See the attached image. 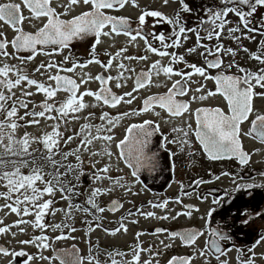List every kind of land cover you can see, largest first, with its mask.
Returning <instances> with one entry per match:
<instances>
[{
  "label": "snow or ice",
  "instance_id": "obj_1",
  "mask_svg": "<svg viewBox=\"0 0 264 264\" xmlns=\"http://www.w3.org/2000/svg\"><path fill=\"white\" fill-rule=\"evenodd\" d=\"M129 0H67L66 3L61 2L53 6L52 0H4L0 2V22L6 24L12 29L13 35L9 39L4 31H0V57L7 60L12 57L17 61L16 64L0 61V187L6 190H0V197L5 200L4 204H0V208H7L10 212L17 215H27L34 213L35 219L33 221H26L31 223L33 227L40 228L41 234L33 236L30 240L18 241L20 244L32 245L35 244L37 248L48 249L51 245L49 237L43 233L45 228L59 229L60 224H46L43 223L44 213L49 211V205L53 202L51 197L59 191L60 198L69 201L65 216L71 219V209L75 207L77 210L84 213L91 214L93 220H100L97 213H102L104 208H101L97 203V197L103 193L112 191L110 187L94 186L85 201L86 205L91 208L82 206L81 204H72V196H79L80 193L74 185H71L67 180L68 174L75 175L77 181H80V173L83 172V160L81 152H86L91 157L93 155L106 156L107 162L103 163L102 167L96 168L95 161L91 162V167L95 169L91 174V179L96 181H103L107 179L113 186L123 188L125 193L131 194V189L140 180V172L147 170L149 172L156 171L159 166V157L156 151L150 147L154 134L161 133L160 124L151 119H143L139 122L128 123L124 128L121 136L117 137L114 129L120 123L121 119L129 116H139L142 113L151 111L153 115L160 116L156 112L158 106L162 110H166L172 117L181 116L184 113L194 115L195 126L187 124L181 131L184 136V144L191 146L192 141L188 138L190 132H194L195 139L203 149V153L211 160H217L221 157H235L240 165H246L249 162L250 155L242 147V136H252L255 133V139L264 142V110L257 109L255 106V99L260 98L264 100V40L261 41L256 51H251L250 59L259 62L262 67L256 70L249 69L237 63L235 56L237 49L231 47L225 49L224 45L219 42L220 37L224 34L226 26L232 22L228 14L232 13L238 20L235 25L227 27V35L230 39L238 41L235 33H240L249 39H253L249 35L251 32H259L264 36V14H261L259 19L253 23V17L258 12V9L264 7V0H219L218 4L212 7L201 6V10L206 13V16L199 18V23L193 27H187L184 23L185 17L183 14H191L196 9L190 6L187 0H178V9L172 15H166L160 10L144 9L140 11L137 17V26L135 31L129 27V18L126 16H115L106 10L113 8H122ZM83 3L88 7L80 11L78 14L68 15L72 7ZM133 6L138 7L137 0H131ZM165 5L168 0H163ZM57 7L63 9V12L57 11ZM28 11V15H24V10ZM68 18H64V17ZM160 18L167 21L173 26L171 35L174 37L172 46L175 47L181 43V39L187 40V33H195L197 45H201V31L206 34L207 39L211 40L213 37L217 39V44L213 48L207 45H201L209 56L214 58L209 59L204 57V66H198L195 63L185 62L183 54L175 52L168 53L162 49L154 47L149 43L144 35V27L146 18ZM34 20H41L39 27L34 31H26L23 27L25 21L32 23ZM208 25V27H205ZM259 25V27H256ZM108 26V30L105 28ZM123 33L132 40L136 37L144 39L145 48L148 52L159 53L161 56H169L170 62L166 65H161L160 60H155L148 66L147 71H140L135 74V87L131 92H124L117 95L108 87V81L113 79L111 76L97 75L96 80L99 81L100 87L96 91L85 88L80 91V85L85 84L86 80L90 79L87 74L79 80V83L71 76L61 75L60 70L66 72H73L77 67H83L80 61L75 60L69 55H63V61L54 62L52 53H61L62 50L69 47V43L75 39H86L89 36L94 37V42L90 45L92 48L91 60L101 63L95 49L100 43L101 36H111L113 34ZM162 42V48L166 49L168 45L165 42L166 36L163 33L154 37ZM12 51L9 52L8 48ZM244 52H249V49L240 45ZM50 49V52H46ZM194 48H188L187 52L194 51ZM21 51L29 52L28 55H20ZM125 52L124 48H119L116 52L107 54L108 59L106 63H102V70L108 69L113 64V58H120ZM43 53L49 56L48 63H41L34 68L33 72H40L43 68L51 72L53 68L57 69L55 74L47 75L48 81L52 83H45L43 81L32 78L27 74L24 64L31 62L38 54ZM227 56L231 54L233 57L227 64L221 58L220 54ZM201 55H204L201 53ZM123 59H137L146 60L147 56L137 57H123ZM67 61L71 67L65 68L64 62ZM90 61H84V64ZM176 62H185V67L190 71H185L180 68H174L172 65ZM116 67L121 71L118 73L116 79V86L121 87L120 77L123 76L126 65L123 63L116 64ZM235 67L236 73H232L231 69ZM208 69H215V74L208 71ZM163 73L166 77H171L173 74L179 76L180 79L173 80L172 86L167 88V91L160 94L148 95L143 98V106L138 108H130L127 112H120L115 117H111L108 112L102 111L100 119L107 123L109 127L105 128L104 124L92 125L87 122L80 126V129L74 131L71 135L65 137L64 132L60 131V126L63 123L65 126L71 120L80 119L79 115H69L79 113L88 107L83 97L89 95L94 97L92 106L96 103L102 102L103 105L115 107L121 102L131 104L136 97L133 92L141 89L144 86L153 83L151 77L153 74L159 76ZM193 74H197L203 80H212L215 83L214 89H206L205 84L198 83V88L195 92L204 90L201 95H196L192 92L190 99H178V96H184L190 93V88L185 78L191 79ZM44 75V73H41ZM32 87L35 93H43L45 99L39 104H33L32 108H28V102L25 97L33 95V91H27ZM159 86V84H158ZM19 87L21 91L20 97H15L13 89ZM257 88L260 91H257ZM65 91L66 97L62 100H56L55 97L59 91ZM220 95L225 102V107L220 106H201L195 109L191 108L192 101H204L210 96ZM15 97V98H14ZM127 98V99H125ZM11 101V104H9ZM51 101V102H49ZM25 109L24 114L20 115L18 109ZM40 109V110H37ZM55 113V115H54ZM89 116L94 114L89 112ZM31 116L32 119H26ZM53 120L55 123L51 125L50 131H43L40 135H34L27 130L22 135L17 134V129L20 127L27 128L31 125H39L40 119ZM167 121L168 117H162ZM248 128L245 131L244 125ZM96 129V134H92V129ZM174 131L177 129H173ZM164 139L160 140L158 147L163 148L169 141L166 134L161 133ZM78 140L75 148L68 151H62L61 144L68 145L74 140ZM101 140L104 144L103 150L96 152L90 151L89 146L95 140ZM177 143L175 139L171 141ZM35 144L37 147H32ZM182 148V145H179ZM256 151V149H253ZM75 157V163H66L68 157ZM191 162V161H190ZM113 164L119 166L122 164L130 170L131 179H126L125 176L113 177L109 175ZM63 169V171H61ZM123 171V169H120ZM225 173H222V175ZM264 175V173H262ZM217 177L213 176V179ZM125 181V183H121ZM193 184H203L204 180L197 178L192 181ZM183 187V185H181ZM252 184H237L229 193H225L223 199L219 196L213 199L214 208H209L207 215L217 213L219 215L218 226L216 228H209L212 239L205 242V248L199 249L198 254L204 257L205 264H210L208 256L205 255V249H208L210 255H215L217 264H228L226 260L220 259V254L227 251L222 247L223 241L231 240L230 226L237 223L235 217H232L230 209L236 200L241 201L237 206L236 215H240V208H243L246 219H241L239 222L248 224L251 222L249 216V207L253 205L252 216H264V205H260V211H255L256 194L248 193V199L244 200L245 193L241 189L253 188ZM264 187V185H261ZM233 193L236 194V200H233L227 208L220 207L224 200L228 199ZM45 194L49 198L44 199ZM207 199V197H203ZM176 201H180V197H175ZM149 204H153L149 201ZM168 199H164L154 204V207L166 209ZM110 211L115 212L117 208L122 205L118 200L110 201ZM22 206V210H21ZM195 205L185 204L183 213L176 212V216L181 214L191 216V209ZM51 211L55 213L58 209L52 208ZM137 215L154 217V211L141 212L139 208L135 209ZM7 215V213H5ZM132 211L129 210L127 215L132 216ZM164 219L170 218L167 211H165ZM174 218V217H172ZM124 217H121L123 221ZM21 220H15L12 223L19 226ZM136 221H133L135 223ZM88 227L86 232H90L95 227H100V224H92L85 221ZM2 224V218H0ZM11 225L4 224L0 226V234H6L10 230ZM123 229L127 231V226L120 223L119 229H105L106 232L115 233ZM24 228L18 227L19 232H24ZM75 229L69 228V231ZM201 229L195 227L183 228L179 231H169L168 229L156 228V233L166 232L169 238V243L164 245V248L172 247L171 241L179 238L180 242L193 248L192 255L172 256L166 264H190L193 258L197 255L195 249V241L201 235ZM13 236L16 233H12ZM140 232L136 233L137 241L130 249V260L115 259L100 261L97 255L92 253L93 245H89L87 255H81L80 250L75 246L70 248H53V255L44 256L42 253H37L36 256L41 260H48L49 264H140V253L142 251L150 252L152 257L159 255L158 252L151 251V245L148 249L141 248V241L139 240ZM65 238V233L60 232L58 236H53L51 239L59 240ZM163 243V241H161ZM264 243V235H260L251 247L248 248V257L241 259L237 256L239 264H256L255 257L257 255L264 258V252L256 253L254 249ZM98 247V246H95ZM239 252V250H237ZM0 254L12 256L27 257L23 260V264H31L35 258L32 254L26 253L23 249L19 252L12 251L6 247H0ZM115 255L123 256L124 253L107 252V257H114ZM7 264H13L9 260ZM143 264H159V261L153 262L151 259L145 260Z\"/></svg>",
  "mask_w": 264,
  "mask_h": 264
},
{
  "label": "flooded vegetation",
  "instance_id": "obj_2",
  "mask_svg": "<svg viewBox=\"0 0 264 264\" xmlns=\"http://www.w3.org/2000/svg\"><path fill=\"white\" fill-rule=\"evenodd\" d=\"M0 2H4V0H0ZM17 2H19V0H17ZM61 2L66 3L67 0H52L53 6H56ZM187 2H189L190 6L194 7L196 11L191 14L188 13L183 14L185 17L184 23L186 24L187 27H193L194 25L199 23L200 17L206 16V13H204L201 10V6L203 5V6L212 7L215 4H218L219 0H187ZM137 4L139 5L138 7L133 6L131 0H129V2L126 3L125 6L122 8H113L106 11H108L110 14L115 16L128 17L129 27L134 32L137 26V17L139 16L141 10L144 9L160 10L166 15H172L174 11L178 9V0H168L167 5L163 3V0H137ZM87 7H88L87 5L80 3L79 5L72 7L71 12L68 15L70 16V15L78 14L80 11L85 10ZM57 11L63 12V9L57 7ZM261 14H264V7L258 9V12L254 15L253 17L254 24L255 21L259 19ZM24 15L26 16L28 15V11L26 9L24 10ZM228 16L230 21L237 22L238 18L235 15L229 13ZM64 18H68V17L66 16ZM40 24H41V20H34L32 21V23L25 21L23 27L26 31H34L35 28L40 26ZM205 27H208V25H205ZM227 27L230 26L228 25ZM256 27H259V25H256ZM105 30L106 31L108 30V26H106ZM0 31H4L9 39L13 35L12 29L9 28L3 22H0ZM143 31L149 43H152L154 47H157L158 49H162L163 51H166L168 53L175 52L178 55L179 54L184 55L182 50L178 49L179 45L175 47L172 46V40L174 39V37L171 35L173 31V26L171 24H168L167 21L163 20V17L160 18L147 17ZM160 33H163L166 36V40L164 42L168 45L166 49L162 48L161 41L154 38L156 35H159ZM252 33L257 34V36L259 37L256 41V45L254 46V48L250 49L251 51H256L261 41L264 40V36H262L259 32H251L249 34ZM201 37H202V41H204L203 42L204 45L208 46L211 43H215L211 45V47H214L217 44V39L215 37L209 40L207 39L206 34L204 32L201 33ZM130 40L131 37L123 33L113 34L111 36H101L100 43L97 45L95 49V52L101 63H97L91 60V53L93 50L90 47V45L94 42V37L92 36H89L86 39H75L71 41L69 43V47L67 49L62 50V54L52 53V58L54 62H60L63 61V55H69L75 60L80 61L83 67H77L73 72H66L63 69H61L60 74L71 76L73 79L77 81V83H79L82 73L85 70L90 71V74L93 75L92 84L94 87L92 88V91H96L97 89H99L100 86L98 84V80L95 79L97 75L111 76L114 78L116 74L115 70L117 71L120 70L116 67V64L123 63L124 65H126V70L130 71L128 78L125 82V85H123V88L120 91H118L120 87H117L116 83L113 82L112 79L108 81V85H107L108 87L111 88L112 92H114L117 95H120L124 92H131L133 90V88L135 87L134 84L135 74L139 73L142 70L147 71L148 66L151 65L153 61L160 60L162 66L170 62V57L167 55L161 56L159 55V53L148 52L145 48L144 39L142 37H136L135 40L129 42ZM181 43H182V39H181ZM119 48H124L125 52L121 55L120 58H115V57L113 58L112 66H110L108 69L102 70V63H106L104 59L108 56L106 55V53L107 54L114 53ZM8 51L9 52L12 51L11 47L8 48ZM46 52H50V49H46ZM28 54L30 53L26 51L20 52V55H28ZM137 56H147V59L146 60L123 59V57H137ZM184 56H185V62L189 64L193 63L191 62L192 61L191 59H187L186 55ZM48 60H49V56L47 54L38 53L31 62H25L24 68L27 72L32 66V63L36 68L37 65L41 64L42 62L48 63ZM86 60L90 62L84 64V61ZM14 61L16 60L14 59ZM185 62H176L178 64L176 65V63H174L173 65L175 66L173 65L172 66L174 68H180L185 71H190L189 68L185 67ZM239 64L241 66L252 69L249 65L243 63L241 64L240 62ZM201 66L207 68L205 62ZM64 67L69 68L71 67V64L65 61ZM259 67H262V65L254 67V69L252 70H256ZM208 71L215 74L216 70L208 69ZM231 71L232 73H236L237 70L236 68H234L231 69ZM46 72L48 71L41 68L40 72H36V73L32 72L31 77L37 79L41 77L40 76L41 73H46ZM56 72L57 69L53 68L51 72H48V75L55 74ZM34 75H36L37 78L34 77ZM160 75H161L160 77L154 79L156 75L153 74L151 77L153 81L152 84L144 86L141 89H138L136 92H133V95L137 99L133 103L127 104V109L123 110L122 112H127L130 108H138L143 106L142 101L144 97L148 95L163 93L161 92V88L163 85H165L168 82L171 84L173 80L180 79V77L176 76L175 74L171 76V81L170 78L166 77L163 73H161ZM185 79L188 83V87H191V89H192V82L193 81L195 82L196 88L192 89L193 92H195V90L198 88L197 81L199 83L205 84L206 89L215 88L214 81L212 80L205 81L203 80L202 77L199 78L197 74H193L190 80H188L187 78ZM40 81H43L45 83H50L47 82V75L42 77ZM51 83L54 85L55 82L52 81ZM83 89L85 88L83 87ZM257 91H260V89L257 88ZM33 93H35L34 90ZM198 93L199 92H195L196 95H201L203 91L201 92V94ZM57 95H59L58 97L64 99L67 93L61 90L57 93ZM43 97L44 100L45 96ZM190 97L191 94L187 93L184 96L182 97L178 96L177 98L190 99ZM201 104H203L204 106L225 107V102L223 101V98L220 95L210 96L202 102L192 101L190 106L192 109H195L196 107L201 106ZM255 106L257 109L264 110V100L260 98H256ZM156 112H159L160 116L153 115L151 111L142 113L139 116H129L126 119L125 126L123 127L121 133H118L121 136L124 128H126L128 123L139 122L142 121L143 119H151L160 124L161 133L166 134V138L169 141L163 148H160L158 147V144L160 140L164 139V136H162L161 133L154 134L152 138V144L150 145V147L153 149V151H156L158 154L160 161L159 166L156 169V171L153 172L142 170L140 172V180L137 184H139V186L142 188L144 193H146L147 195H158L159 197L156 200L157 203L166 198L168 199L167 208L172 207L169 214L170 218L169 220H162L161 218H158L152 223L139 221L140 224H151L150 226L147 227H154L153 231H150L149 233H147V231L144 229H139V231L145 232L148 238H152L154 235H157L158 238L162 236L163 239H165L169 243L170 241L167 236V233L166 232L156 233L155 232L156 228L159 227L162 229H168L169 231H179L183 228H190V227L201 229L202 230L201 235L197 237L194 245L195 249L197 250V255L193 258L190 264H205L204 257H201L198 254V252L199 249L205 248L206 241H210L212 239L211 233L209 232L208 229L210 227L216 228L218 226V221L220 219L219 215L217 214L218 209H217V213H213L212 215H207V211L209 208L216 207L213 204V199L217 196L223 199L225 193L231 192V190L234 189L237 184H252L254 185L253 188L240 190L245 193L244 200L248 199V193H255L256 194L255 211H260V205H264V187H261V185H264V175H262V173H264V142L255 139L254 138L255 133H253L252 136L241 137L242 147L250 155L249 162L246 165H240L239 161L235 157H221L217 160H211L206 156V154L203 153L202 147L199 145V142L195 139L194 132L189 133L188 138L192 141L191 146H189L183 143L184 136L182 135L181 131L178 130L184 128V126L187 124H191L194 127L195 126L194 115L189 113H184L181 116L172 117L169 113H167L166 110H162L158 106L156 107ZM164 116L168 117L167 121H165L162 118ZM247 128L248 125L245 124L244 125L245 131L247 130ZM173 129H177V130L174 131ZM173 139H175L177 143H172L171 141ZM179 145H182V148ZM253 149H256V151H253ZM106 162H107V158H106ZM194 163L198 165H208L211 168L208 170L204 169L201 173H199L196 170L193 171L192 169H189V167H191ZM122 166L130 174V170L127 169L126 166L124 165ZM222 173L225 174L222 175ZM213 176L217 178L213 179ZM197 178L204 180L205 183L193 184L192 181L197 180ZM181 185H183V187H181ZM177 196L180 197V201L175 200V197ZM203 197H207V199H204ZM233 200H236L235 193L230 195L228 199L224 200V203L220 205V207L227 208V206L231 204ZM172 203H174L173 206L170 205ZM240 203L241 201L236 200V203L233 204L232 208L230 209L232 217H235L237 220V223L231 225L229 229L231 232V240L222 242V247L227 249V251L222 252L220 254V259L226 260L228 264H239V261L237 260L238 255H240L241 259H246L249 255L247 251L248 248L251 247V245L260 235H264V216H259V217L252 216L253 205L251 203L248 205L249 216H251V222L248 224H243L239 222L241 219L247 218L244 216L243 208H240V215L239 216L236 215L237 206H239ZM141 204H144V202H141ZM185 204H192L196 206L195 208L191 209L192 215L187 216L181 214L180 216L177 217L176 216L177 211H181L182 213L183 211H185L184 210ZM128 222H133V220H130ZM153 242L156 245L158 243L157 241H153ZM171 243H172V247L167 249L165 248L163 250L162 256H164V258L162 259V261H161L162 257L159 259V255H161L162 253L157 255L156 258L151 259L150 252L146 253L145 251H142L140 253V264H143L145 260H149V259H151L153 262L158 260L159 264H166V261L172 256L192 255L193 248L183 245L180 242L179 238H176L174 241H171ZM263 248H264L263 243H261L254 249V251L259 254L261 253V251L259 250ZM237 250H239V252ZM205 255L208 256L210 264H217L216 256L210 255L208 249H205ZM255 261L256 264H264V258H262L259 255L255 257Z\"/></svg>",
  "mask_w": 264,
  "mask_h": 264
},
{
  "label": "rangeland",
  "instance_id": "obj_3",
  "mask_svg": "<svg viewBox=\"0 0 264 264\" xmlns=\"http://www.w3.org/2000/svg\"><path fill=\"white\" fill-rule=\"evenodd\" d=\"M231 22L233 23H231L229 26H233L236 23L235 21H231ZM226 29H227V26L225 28L224 34L220 37L219 42L224 45L225 49L229 47L233 49H237V54L235 56L237 63L240 62L241 64L243 63L246 65H249L252 69H254V67L261 66L258 61L249 58V54L251 52L250 49L254 48V46L256 45V41L259 38L257 34H253V33H252L253 35L249 34L250 36L253 37V39H249L245 36H242L240 33H235V35H237L238 37V41H234L228 37ZM187 36H188V39L187 40L182 39V43L179 44L178 49H181L184 55H186L187 59L192 60L191 62L197 64L198 66L203 65V63L205 62L204 57L205 56L209 57V55L205 51L204 47L201 46V45H204L202 39H201V45H197V39H196L195 33H187ZM213 44L215 43L209 44L208 47H211V45ZM240 45H243L244 47L249 49V52H244L242 48H240ZM188 48H194L195 50L189 53L186 51ZM201 53H203L204 55H201ZM220 56L225 61V64H227L233 58L231 54L225 56L223 55V53H221ZM0 61H4L7 63H11V64L17 63L16 61H14L12 57H8L7 60H5V58L3 57H0ZM34 68L35 67L32 63V66L30 67L28 71H32ZM234 68L235 67H233L232 69ZM115 71H116L115 72L116 74L114 78L112 79V81L116 83L115 78L117 77L118 73L121 70H118L119 72L117 70ZM129 72L130 71L124 70L123 76L120 77L122 86L119 88L118 91H120L123 88V85H125ZM84 74H87V71H85ZM46 75H48V72L44 73V75L40 74L41 76L40 78H37L36 75H34V77L40 80L42 77ZM88 76L90 77V79L87 80L85 84L81 85L80 91H83V87L90 89V90L91 88L94 87L92 84L93 75L90 76L89 74ZM160 76L161 75L155 76L154 79H157ZM47 82L51 83L52 81L47 80ZM27 91H33V88L30 86L29 89H27ZM13 92L15 93V97L21 96V91L19 87L14 88ZM43 96L44 95L42 93H33V95H31L30 97H25V99L28 102V108L31 109L30 107L33 106V104L39 103L40 101H42L44 98ZM83 99L88 104V107L84 110H81L79 113L69 114V115H79L80 119L71 120L67 123L66 126L62 123L60 126V131L64 132L65 137L68 135H71L74 131L79 130L80 126L86 122L84 119L85 117H87L88 123H91L92 125L104 124V127L107 128L109 127V125L100 119L101 112L106 111L109 113L111 117H115L118 113L121 112V110H125L126 108V106L124 105L126 103H122L115 107H107L100 103H96V105L93 107L92 102L94 101V99L91 96L88 97L87 95H85ZM135 100H133V102ZM9 104H11V101H9ZM18 111L20 115H23L25 109L19 108ZM89 112L93 113L94 115L89 116L88 115ZM127 118L128 117H124L121 119L120 123L114 129L115 133L117 131L121 133L124 127L123 125L125 124ZM26 119H32V117L28 116L26 117ZM39 119H40L39 125H31V126H27V128L20 127L17 129V134L22 135L23 132L27 130L28 132L38 136L43 131H50L51 125L55 123V121L50 120V119L49 120H45L44 118H39ZM92 134L93 135L96 134L95 128L92 129ZM116 136L119 137L120 134H117ZM77 143H78V140L74 138V140L70 142L68 145L61 144V149L62 151H68L69 149L75 148ZM32 147L35 148L37 147V145L33 144ZM103 147H104V144L99 139L95 140L93 144L89 146L90 151H93V152H96L97 150L102 151ZM81 156L83 160V165H82L83 171L89 170V169H92V171H95V169L91 167V162L95 161L96 168H100L105 162L106 160L105 158H107L106 156H100V155H93L90 157L88 153L86 152H81ZM66 163L74 164L75 157L69 156L68 161ZM210 168L211 167L208 165H198L195 163L191 167H189V169H192L193 171L196 170L199 173H201L204 169L208 170ZM120 169H123V171H120ZM61 171H63V169H61ZM109 175L113 176L114 178L118 176H125L126 179H131V176L128 173V171L121 165L119 166V169H118L117 166L113 164ZM80 177H83L85 179L80 180L78 182L77 179L75 178V175L71 173L68 174L66 177L68 182L71 185H74L80 193L79 196H76V195L72 196L71 202L73 205L81 204L82 206L91 208L90 205L85 204V201L92 187L103 186V187L112 188L111 192L103 193L96 198L98 205L101 208H104V211L102 213H97V215L100 217V220H93V217L91 214L79 211L75 207L71 209V219L66 218L65 211H60V209L67 210L69 206V201L66 199H61L60 198L61 193L57 191L55 193V196L51 197L53 202L49 205V211L44 213L43 223L50 224V225L60 224L62 225V227L59 229L45 228L42 230L43 233L49 237V243L51 246L48 249L37 248L35 244L27 245V244L18 243V241L30 240L32 239L33 236L40 235L41 229L35 228L32 226L31 223L26 222V221H33L35 219L34 213L30 212L27 215H17L16 213L10 212L7 208H0V218H2V224H0V226H3L4 224H6V225H11V227H10V230L6 234H0V243L5 244L7 248L9 249L10 253L12 251L19 252L21 249H23L26 253L32 254L35 258L31 261V264H49L48 260H41L39 259L38 256H36V254L42 253L44 256L53 255L52 254L53 248L55 249L64 248V247L69 248L72 245H74L76 246V248L80 250L81 255H87L90 244L94 246L92 248V253L94 255H97L100 261L102 262L105 260H110V259H115V258L117 259L118 257L120 259L121 258L124 259L125 256L126 257L124 260H129V258H131L130 249L133 247V245L137 241V237H136L137 232L141 233V235L139 236V240L142 242L141 244L144 246L145 249H148L149 246L151 245V251L153 252L154 248L157 247L153 241H157L159 243V247L162 249L161 251L163 252V250L165 249L164 245L168 243V241L163 239L162 236L158 238L157 235H154L152 238H148L146 233H144L143 231H139V229H144L147 231V233H149L150 231H153V228H154V227H147V226H150L151 224H140L139 221H144L146 223H152L158 218H161L162 220H169V218L168 219L162 218L163 216L161 214L163 213L165 209L154 207L152 204H149V201L153 202L154 197H156L157 195H147L146 193H144V191L139 186V184H136L134 187H132L131 194H128L124 192L123 188L119 186L111 185L107 179H104L103 181L94 182L91 179V175L82 176V173H80ZM121 183H125V181H121ZM0 190H6V189H3L2 187H0ZM43 198L48 199L49 198L48 194H45ZM113 199H116L119 202H121L122 206L119 207V209H117L115 212H108V210H106V207H105L106 203ZM141 202H144V204H141ZM4 203H5V200L2 197H0V204H4ZM170 205L173 206L174 203ZM52 208L58 209V211L53 213L51 211ZM137 208L144 209V211L142 212H148L147 209H149L150 211H154L156 213V216L146 217V216L137 215L135 212V209ZM21 210H22V206H21ZM129 210H131L133 213L132 216L130 217L127 215ZM5 213H7V215ZM168 213L170 214L169 210H168ZM122 216L124 217L122 222L125 223V225L127 226V231L125 232L123 229H120L118 231L119 232L118 234L115 233L114 236H111L109 233L105 231V229L110 228V227L117 228L118 226L117 222L121 220ZM127 219L128 221L130 220L136 221V223L124 221ZM15 220H21L25 222H22L19 226H17L12 223ZM85 221H89L92 224H100L101 226L93 228L90 232H86L85 229L88 227V225L85 223ZM18 227L24 228L25 229L24 232H19ZM69 228H72L75 230L69 231ZM60 232L65 233V238H62L59 240L51 239L53 236H58ZM12 233H16V235L13 236ZM161 241H163V243H161ZM95 246H98V247H95ZM263 246H264V243H263ZM263 249H260L259 251L263 252L264 251ZM113 251L116 253L122 252L124 253V255L123 256L115 255L114 257H111V258L106 256L107 252H113ZM123 251H126V252H123ZM145 252L147 253L148 251H145ZM158 252L160 251L158 250ZM162 252H160V254ZM162 255L163 253L159 255V259L162 257L161 261L164 258V256ZM10 258H13L11 254L9 255L0 254V264H7ZM20 258L23 264V260L26 259L27 257L25 256V257H20ZM55 264H59V262L55 261Z\"/></svg>",
  "mask_w": 264,
  "mask_h": 264
},
{
  "label": "bare ground",
  "instance_id": "obj_4",
  "mask_svg": "<svg viewBox=\"0 0 264 264\" xmlns=\"http://www.w3.org/2000/svg\"><path fill=\"white\" fill-rule=\"evenodd\" d=\"M107 229H114V228H107ZM107 233H109L111 236H114V235H115V233H116V234H118L119 232H118V231H116L115 233H111V232H107Z\"/></svg>",
  "mask_w": 264,
  "mask_h": 264
},
{
  "label": "water",
  "instance_id": "obj_5",
  "mask_svg": "<svg viewBox=\"0 0 264 264\" xmlns=\"http://www.w3.org/2000/svg\"><path fill=\"white\" fill-rule=\"evenodd\" d=\"M146 181H149V180H146ZM151 181H154V180H151ZM162 181H163V178H162ZM108 206H110V205L108 204ZM13 264H18V262L15 260V261H13Z\"/></svg>",
  "mask_w": 264,
  "mask_h": 264
}]
</instances>
